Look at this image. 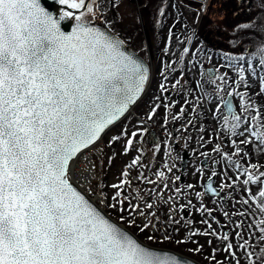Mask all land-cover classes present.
<instances>
[{
    "label": "snow or ice",
    "instance_id": "1",
    "mask_svg": "<svg viewBox=\"0 0 264 264\" xmlns=\"http://www.w3.org/2000/svg\"><path fill=\"white\" fill-rule=\"evenodd\" d=\"M53 4L58 14L41 0H0V264H188L141 244L132 228L149 242L190 243L197 255L207 245L206 264H264V40L249 57L226 54L205 69L194 61L199 50L184 46L191 36L171 51L170 29L161 51L176 60L157 69L159 94L133 123L132 107L152 83L148 66L125 50L100 0ZM157 12L166 16L160 5ZM67 21L71 31L62 29ZM176 63L184 67L169 87ZM157 116L165 128L183 121L179 135L166 132L160 169L133 176L148 167L138 145ZM168 141L196 145L203 167H194V182L174 171ZM117 156L131 159L108 182L105 167ZM133 181L144 190L133 195ZM186 211L199 219L186 220ZM181 229L186 239L176 238Z\"/></svg>",
    "mask_w": 264,
    "mask_h": 264
},
{
    "label": "trees",
    "instance_id": "2",
    "mask_svg": "<svg viewBox=\"0 0 264 264\" xmlns=\"http://www.w3.org/2000/svg\"><path fill=\"white\" fill-rule=\"evenodd\" d=\"M152 2H153V0H151V4H150V6L153 4ZM225 2H226V4H225ZM235 2H236V0H222V3H223V9H224L228 14H230L231 11H232V9L236 7V3H235ZM131 5H132V3H131L129 0H127L126 11H125V13L123 14L124 21L133 20L132 17H130V18L128 19V16L132 15V13H133V11H134V9H135V7L132 9V7H130ZM229 5H231V6H229ZM114 20H115V19H114ZM134 22L136 23V24H135V26H136V25H137V21L134 20ZM122 26H123V25H122ZM128 27H130L129 24H128ZM115 30H119V29L115 27ZM135 33H136V32H135ZM125 34H126V32H125ZM132 35L135 37V34H134V33H132ZM126 36H127V34H126ZM152 36H154V33H152ZM148 105H149V104L145 101L144 103H142V104L138 107V109H137V113H138L139 116L144 117V114L148 111ZM150 122H151L154 126H157V127H158V126L160 125V123H161V118H159V119H155L154 121H150ZM117 130H118V128H117ZM111 134H112V133H111ZM111 134H110V135H111ZM106 138H107V137H106ZM107 139H108V138H107ZM107 139H106V140H107ZM126 158H127V157H125V156H117V157L115 158L114 163H113L112 165H110V166L106 165V167H105V171L107 172L106 180H107L108 182H112V181L114 180L115 177H114L112 171L115 170V169H118V170H119V169L122 167V166H120V163H124V162H126ZM192 219H196L195 216H193ZM196 227H201V225L197 223ZM133 232L139 234V235H138L139 237H144L142 234L138 233L135 229H133ZM187 237H188V232L186 233V235L184 236V238L186 239ZM200 242L202 243V241H200ZM174 246H175V245H174ZM176 247H177L178 250H179V249H183V246H182V245H176ZM208 251H209L208 246H205V249H204V253H203V255H197V254H195V253H193V255H195V256H199V257H204V255H207V254H208ZM188 254H191V253H188Z\"/></svg>",
    "mask_w": 264,
    "mask_h": 264
},
{
    "label": "rangeland",
    "instance_id": "3",
    "mask_svg": "<svg viewBox=\"0 0 264 264\" xmlns=\"http://www.w3.org/2000/svg\"><path fill=\"white\" fill-rule=\"evenodd\" d=\"M133 1V5H131L130 7H135L136 5H137V2L138 1H140V0H132ZM127 5V3L125 4V6ZM216 8H218V6L216 7ZM250 8H253V6L251 5L250 6ZM102 11H104L105 12V10L104 9H102ZM123 13H124V8H123ZM144 13H146V12H144ZM144 13H143V15H144ZM242 15L244 14V13H241ZM134 16L135 17H141V14L139 13V12H137V13H135L134 14ZM236 17V16H235ZM143 20H144V18H143ZM201 21H204V22H206L207 21V17L206 16H204L203 18H202V20ZM246 21V20H245ZM237 23H240V22H237ZM236 23V24H237ZM222 28H224L223 29V31H225V29H228V25L227 24H225V23H222L221 25H220ZM214 31H217V30H214ZM118 172H115V173H113V175L115 176L116 174H117ZM115 179V178H114ZM149 188H151L152 186H148ZM142 188H144V185H143V187ZM201 189H203L202 187H201ZM200 189V190H201ZM161 217H163V210H160V212L158 213ZM186 218V217H185ZM134 228H132V230H133ZM169 230H171V229H169ZM185 232V230L184 229H181V232L179 233V235L178 236H180V235H182L183 233ZM156 235L158 236V237H160V233H156ZM144 240H146L145 238H143ZM151 244H155V245H158V246H160V247H165V246H171L170 245V243L169 242H165V243H155V242H150ZM172 244V247L173 248H175V249H177L176 248V246H174V243H171Z\"/></svg>",
    "mask_w": 264,
    "mask_h": 264
},
{
    "label": "water",
    "instance_id": "4",
    "mask_svg": "<svg viewBox=\"0 0 264 264\" xmlns=\"http://www.w3.org/2000/svg\"><path fill=\"white\" fill-rule=\"evenodd\" d=\"M42 5H44L45 7H47L49 10L53 11L54 14H58L57 13V9L60 6H56L53 4V0H41ZM72 21H67V22H62V29H65V31H71V25H72ZM125 50L127 52H129L130 54L136 55L134 54L125 44ZM137 56V55H136ZM138 57V56H137ZM139 58V57H138ZM144 62V61H143ZM145 63V62H144ZM146 64V63H145ZM147 66V64H146ZM155 139V138H154ZM134 238V237H133ZM180 258V257H179ZM188 262V264H194L188 260H186Z\"/></svg>",
    "mask_w": 264,
    "mask_h": 264
},
{
    "label": "flooded vegetation",
    "instance_id": "5",
    "mask_svg": "<svg viewBox=\"0 0 264 264\" xmlns=\"http://www.w3.org/2000/svg\"><path fill=\"white\" fill-rule=\"evenodd\" d=\"M202 33H203L202 36L206 39V41L208 42V44H210L209 47L212 48V50H213L212 52L216 51V48L219 47V46H221V43H219L217 40H214V39L212 38V36H211V34H210L209 31H203ZM215 33L218 34L217 31H216ZM222 46L225 48V44H223ZM204 48H205L206 50H208L207 45H206ZM140 54H141V53H140ZM234 103H235V101H234ZM209 117H210V115H209ZM210 119H211V118H210Z\"/></svg>",
    "mask_w": 264,
    "mask_h": 264
}]
</instances>
